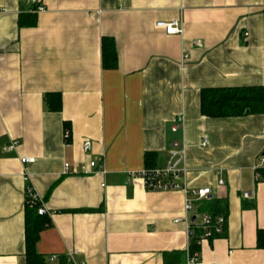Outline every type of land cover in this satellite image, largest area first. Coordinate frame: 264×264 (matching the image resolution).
Instances as JSON below:
<instances>
[{"label":"crops","instance_id":"0c3cea01","mask_svg":"<svg viewBox=\"0 0 264 264\" xmlns=\"http://www.w3.org/2000/svg\"><path fill=\"white\" fill-rule=\"evenodd\" d=\"M177 19L181 36L156 27ZM103 39L116 44L114 70ZM263 86L264 0H0V264H27L29 186L49 212L44 264L71 252L87 264H184L183 222L202 216L226 220L199 248L203 264H264V114L201 113L205 90ZM47 94L61 95V112ZM175 143L189 187L212 191L188 214L182 193L148 192L140 176L147 154L163 167ZM91 162L106 173L82 174Z\"/></svg>","mask_w":264,"mask_h":264},{"label":"built area","instance_id":"2783aa9c","mask_svg":"<svg viewBox=\"0 0 264 264\" xmlns=\"http://www.w3.org/2000/svg\"><path fill=\"white\" fill-rule=\"evenodd\" d=\"M31 3L35 4L36 0H30ZM45 9L41 6L37 7L35 13L44 12ZM156 27L165 31L169 36H181L183 33L182 24L180 20H173L171 22H158ZM248 36V34L246 35ZM186 58V57H185ZM180 124H183L181 119ZM66 134V138H68ZM207 140L204 141L203 146H207ZM18 147V143L14 142L8 148L9 151H13ZM84 150L86 153H90L92 146L90 143L84 145ZM186 150L185 146L179 143L173 145V149L170 152L169 160L167 164L163 167H154L151 169H145L141 173V178L143 179L146 190L151 193H169V192H180L185 197L184 212H192L197 203L207 200L212 191L209 188L204 189H191L188 185V175L189 169L186 166ZM22 165L25 169L35 163V159L23 158L21 159ZM66 170H69V165H66ZM91 170L98 169V172L105 174L106 170L102 165L99 167L96 162H91L89 166H82L80 172L84 175L92 174ZM24 181L29 183L30 176L25 172ZM222 183V182H221ZM26 205L30 209H35L40 217L49 216V212L35 189L31 186L26 189ZM180 222L179 220L176 221ZM187 228V237L189 241V249L187 252V259L184 264H203L200 258V253H192L190 248L192 244V239L194 233H199L196 240L198 248L213 240L216 236H220L223 233L226 220L224 217H212V216H202L198 224L196 221L193 222L190 219H186L183 222ZM58 260L57 256H52L51 261L56 262ZM67 264H87L85 259L78 258V254L71 252L66 256Z\"/></svg>","mask_w":264,"mask_h":264},{"label":"trees","instance_id":"16d2710c","mask_svg":"<svg viewBox=\"0 0 264 264\" xmlns=\"http://www.w3.org/2000/svg\"><path fill=\"white\" fill-rule=\"evenodd\" d=\"M29 19V18H28ZM24 20V19H23ZM20 19L21 26H35L34 17L24 24ZM102 64L105 70L117 68V50L114 41L103 39L102 43ZM44 101L48 111L59 113L62 111V99L59 94H47ZM201 113L203 116L213 119L237 118L247 115L264 114V86L253 88L237 89H211L205 90L201 94ZM68 138L70 131H67ZM155 155L147 154L146 169L154 168ZM216 211H222L216 208ZM50 226V221L46 217H40L35 209L26 206V262L27 264H44L43 258L37 252V245L40 235ZM199 233H194L191 252L199 251L196 240ZM258 249L264 250V231H259L257 237Z\"/></svg>","mask_w":264,"mask_h":264},{"label":"water","instance_id":"95a60500","mask_svg":"<svg viewBox=\"0 0 264 264\" xmlns=\"http://www.w3.org/2000/svg\"><path fill=\"white\" fill-rule=\"evenodd\" d=\"M193 221H195V218L193 219Z\"/></svg>","mask_w":264,"mask_h":264}]
</instances>
